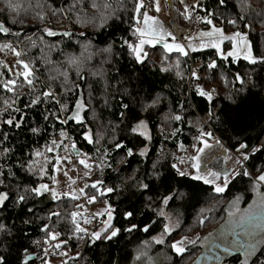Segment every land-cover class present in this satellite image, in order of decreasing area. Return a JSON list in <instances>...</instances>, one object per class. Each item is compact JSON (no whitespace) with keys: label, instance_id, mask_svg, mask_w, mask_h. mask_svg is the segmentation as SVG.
<instances>
[{"label":"trees","instance_id":"obj_1","mask_svg":"<svg viewBox=\"0 0 264 264\" xmlns=\"http://www.w3.org/2000/svg\"><path fill=\"white\" fill-rule=\"evenodd\" d=\"M12 2L19 4L20 7L17 12L10 14L4 9V0H0V9H4L0 11V22L9 28L11 33L19 32L20 36L0 34V41H13L28 37V34L33 35V41L26 42L23 49L28 51V58L34 61L38 70L37 76L44 85L48 83L49 69L59 67V62L65 60L66 54H79L82 50L81 45L90 43V50L93 51L111 47L108 63L102 65L104 57L97 54L92 57L90 63L86 64L82 72L84 80H80L74 71L69 73L70 81L80 84L81 88L76 89L74 93H68L62 99L68 102L70 108L74 107V97L84 99L86 108L81 115L84 118L83 127L75 121L67 124H61L54 118L45 121L44 115L60 112L59 104L49 101L38 107H26L32 96L27 87L19 89L17 93L19 99L16 100L14 107L18 108L19 112L11 110L0 112L3 119H7L9 114L17 118L21 114L24 115L22 127L19 129L0 124V141L3 142L0 144V149L6 146L11 150L6 158H0V167H3L6 173L7 168L11 166L15 172L13 199L26 186L31 187L34 183L44 182L52 185V180L49 178L51 165L57 155L64 151L66 142L68 145L75 143L76 149L86 154L90 161L92 173L88 180L102 181V184L97 185L101 190L113 188L111 193L104 192L102 195L91 185L86 187L85 191L87 195L95 193L99 202L106 203L108 208L112 209L111 223L120 231L111 240L93 241L89 239L90 234L82 239V234L74 230L71 216L72 212L78 210L77 201L70 196L61 195L58 200H52L49 194L39 198L30 196L19 207L14 206L12 200H9L3 211H0V222L6 224L11 234H0V254H9L11 264H21L22 261L24 264H43L47 255L45 248L65 249L76 256L64 264H76V262L79 264H197L199 257V264L202 261L205 262L204 264H240L244 259L242 253L235 249L229 252L223 251L227 236L220 232V226L226 220L230 203L236 202L242 207L246 206L255 197L258 189L263 191V186H258L254 191L249 178L237 176L230 180L223 193H215L211 185H205L202 181L176 176L171 164L177 163L180 150L192 149L195 142L193 137L198 134L197 129L190 123L193 116L202 119L204 122L202 128L212 131L230 151H235L233 145L237 140L246 143L249 152L253 147H260L261 142H264V92L257 94L259 89L252 88L248 83L249 76L258 83L264 82V62L260 60L264 57V0H225L223 7L219 5L218 0H202L197 3L198 7L193 11V15L204 17L208 13H213L215 25L223 30L233 26L227 24L228 19L237 20V24L233 27H238L240 32L246 34L252 54L257 57V63L249 64L243 58L235 62H232L231 57L222 59L211 48L189 51L193 66L205 74L202 83L207 87L216 86L217 94L209 102L197 96L198 81L189 79L191 63L188 56H181L175 51L165 53L160 45L145 46L144 50L148 56L143 64L137 65L129 56L126 46L122 47L125 39L129 41L134 39L130 35L134 0H121L124 5L119 13L121 18L110 21L108 27L100 30H97L90 19L77 20V16L86 15L83 12L56 11L66 9L72 0H12ZM111 2L115 6L116 0ZM38 13L43 14V20L38 18ZM10 16H16L17 23H11ZM46 24H51L47 28L55 33L54 36L49 37L43 32ZM65 32L71 34V39L62 35ZM49 45H58V47L50 51ZM227 47L228 43L225 42L223 48ZM41 57H46L53 63L46 65ZM213 60L216 61L217 66L209 69L208 64ZM161 67L168 70L161 72ZM101 68L105 73L104 80L91 75L92 71ZM9 72L10 69L0 67V75L11 78ZM177 72L180 75H177ZM52 74L55 75V72ZM237 74L245 81L243 92H237V89L242 87L235 80ZM62 79L63 77L57 78L54 90H59V81ZM40 87L41 85L38 84L37 88ZM124 89H128L131 95L126 94ZM89 93H91L90 100ZM229 95L234 97L235 103L227 98ZM156 97H159V102L153 108L147 113L141 111L142 103H151ZM12 98H14L13 94L0 89V110L4 109V100ZM122 102L129 105L128 118L147 117L150 141L147 142L142 137L133 135L121 122ZM209 111L214 114L212 120H209ZM93 113L95 119L92 118ZM177 113L182 116V122L167 119L169 115ZM234 113L237 115L233 116ZM70 114L71 112L68 113ZM215 116H220L221 120H215ZM65 118L66 116H61V119ZM32 127L40 129V132L33 134L30 131ZM173 128L180 129L175 136L171 135ZM61 131L67 133V138L63 141L59 135ZM85 131L89 132L93 140L99 138V144L85 141L82 137ZM4 133L8 134L7 140H4ZM52 139L60 142L61 146L47 153L50 157L46 165L49 173L45 175L43 181L39 175L33 176L20 171L18 161L21 159L27 161L30 158L28 153L34 150L43 152L44 146ZM116 142L122 143L120 149L114 147ZM145 146L147 152L141 157L139 151ZM129 148L133 151L131 157L127 156ZM158 154V168L171 173V176L164 181L170 183L171 187L165 188L160 181L155 178L150 180L146 175V172L152 170V164L157 161ZM38 159L40 162L44 161L43 156ZM246 167L253 176L257 174V170H264V150L250 155ZM141 181L150 185L148 190H141L138 187ZM17 184L20 186L19 189L16 187ZM175 193H183V195L171 200L165 207L179 219L178 227L164 239V243L157 244L152 238L162 231L164 225V218L158 215L162 197ZM29 208L32 212L27 211ZM52 212H58L59 216L49 218ZM126 212H131L133 215L125 219ZM25 220L29 223H24ZM201 220H203L202 224ZM44 224H49L51 230L60 233L57 239L50 241L48 245L43 243L47 231H41ZM133 224L137 227L130 232L125 231ZM146 225L148 230L144 231ZM239 231V229L233 231V240L245 239L236 234ZM196 232L199 239L187 245L183 254L178 256L172 251L170 246L175 239ZM83 235L86 236V233ZM262 235L264 232H258L256 240L259 241ZM233 240L231 239V243ZM57 243H60V248L54 247ZM262 248L264 244L257 243V255L250 259V264L252 260L259 264V261L264 259Z\"/></svg>","mask_w":264,"mask_h":264},{"label":"snow or ice","instance_id":"obj_2","mask_svg":"<svg viewBox=\"0 0 264 264\" xmlns=\"http://www.w3.org/2000/svg\"><path fill=\"white\" fill-rule=\"evenodd\" d=\"M218 2L221 7L225 5V0H218ZM180 3L183 4L184 0H180ZM19 7V4L13 3L12 0H4V9H7L10 14L17 12ZM123 7L124 5L121 0H116L115 6H113L111 0H72V3L68 5L66 9H58L56 11L61 13L65 11L69 13L83 12L86 15L84 17L77 16V20L80 21L83 19H90L94 22V26L97 28V30H100L108 27L110 21L120 19L121 17L119 16V13ZM149 7H154L157 13L161 10L157 3V0H151ZM197 7L198 4L191 5V8L193 10H195ZM4 9H0V11H4ZM53 14L55 15L56 13L54 12ZM183 14L185 16V19L189 18L190 10L187 5L184 8ZM37 15L40 20L44 19L43 14L38 13ZM130 19V35L134 39L131 41L125 39L123 41L122 47L126 46L129 56L134 60L137 65L143 64L145 62L146 57L148 56V53L144 50L145 45L152 46L161 43L165 53H171L175 51L178 52L181 56L188 55V52L185 50V46L176 42L175 36H173L172 33L166 31L161 21H159L156 16L150 15L149 11L145 9V0H134V8L132 9V15ZM196 19L198 21H202L203 23L209 26V29L207 31H201L198 34L197 38L200 40V48H214L218 57H221L222 59H227L228 57H231L232 62H235L237 59L242 57L249 64L257 63V57L253 56L252 54V50L248 44L246 34L240 31H236L233 32L230 36L225 35L224 30L221 27H217L215 25L213 20V13H208V15L204 17L197 16ZM10 22L17 23V17L10 16ZM227 24L235 26L237 24V20L228 19ZM245 27H250V25H245ZM43 32L49 37L55 35V33L47 27L43 29ZM0 34H3L5 36H8L10 34L15 35L16 37L20 36L19 32L11 33V30L6 27L3 22H0ZM62 35L64 37H67L68 39H71V34L68 32L63 33ZM81 35H83V33H81ZM167 37H171L172 41L169 42L167 40ZM26 39H30V37H26ZM185 39L191 40L192 37H185ZM225 40H229L232 43L231 49L226 53L221 49V44ZM33 46H35L34 43ZM56 47H58V45H49V50H55ZM187 47L192 51L196 50V48L191 43H189ZM81 48L82 50L79 54H66L65 60L59 62V67L49 69L48 83L44 85L43 82L39 80V77L37 76L38 70L35 66L34 61L28 58V51L26 49L21 48L19 44H17L16 46H13L12 43H4L0 45V52L8 50V52H10L11 55L15 58L14 63L11 65L7 64L3 60H0V67L9 68V77H11L8 78L3 75H0V89H2L6 93L13 94L14 97L11 100H4V109L0 110V112H7L8 110H11L12 112H19V109L14 107V105L16 104V100L19 99V96L17 95V90L27 87L28 91L32 93V96L30 97L26 107H38L39 105L49 101L59 104L60 112H53L49 113L48 115H44L43 119L45 121L49 120L50 118H54L61 124H67L70 121H75L77 124L83 127L84 118L81 116V112L85 110L86 103L83 102L80 97H74V107L70 108L68 102L63 101L62 99V97L67 95L68 93H74L76 89L81 88L80 84L70 81L69 73L71 71H74L76 76L80 80H84L85 77L82 75V72L86 64L90 63L92 57L97 54L104 57V59L102 60V65L104 63H108V54L111 53V47L108 46L102 49H95L93 51L90 50L91 44L88 43L81 45ZM41 59L45 62L46 65H51L53 63V61L47 59L46 57H41ZM260 60L261 62H264V57L260 58ZM216 66L217 64L215 60L211 61L208 64L209 69L215 68ZM177 67H179L178 64ZM12 69L15 70L14 75L11 72ZM167 70L168 69H166L165 67L160 68L161 72H165ZM53 72H55V75L52 74ZM91 75L100 80L105 79V73L102 68L97 69L96 71H92ZM177 75H180V73L177 72ZM58 77H63V79L59 81V90H54V84L57 81ZM192 77L197 78V73L195 71L192 72ZM235 80L242 85L240 89H237V92L245 91V81L239 74L235 76ZM248 83L251 85L252 88L259 89V92L257 94H260V92H264V82L258 83L253 80L251 76H249ZM38 84L41 85L39 89L37 88ZM124 91L126 94L131 95L128 89H124ZM196 92L198 96L204 97L209 101L212 100L213 92H206L199 86L196 87ZM227 98L233 103L236 102L232 95H229ZM90 99L91 93H89V100ZM158 102L159 97H156L152 99L151 103H142L141 111L147 113ZM120 107L121 109H123L120 112V118L121 122L125 124V127L127 129H130V132L133 135L143 137L144 140L150 141L151 134L147 117L138 118L133 116L131 118H128L127 112L129 111V105L127 103L122 102ZM69 112H71L70 115H68ZM236 115L237 114L235 113L233 114V116ZM61 116H66V118L61 119ZM213 116L214 114L209 111V120H212ZM92 118L95 119L94 113ZM167 119L174 120L176 122H182V116L178 113L174 115H169ZM215 120L220 121L221 117L215 116ZM23 121V114H21L19 118L12 116L11 114H9L7 119H3L2 116H0V124L8 125L10 128H21ZM30 131L33 134H38L40 132V129L32 127ZM179 131L180 129L173 128L171 135L175 136ZM241 131H243V129H241ZM197 133L198 134L193 137L195 142L192 145V149L195 155L189 157L187 161L190 164V170L185 171L178 167L177 163H172L171 169L174 170L176 176L180 178H188L192 181H202L205 185H213V190L215 193H223L228 187L230 180L235 179L237 176L249 178L252 181V187L254 191L257 190L258 186L264 185V170H257V174L253 176V174L246 167V162L249 161L250 155L264 150V142H261L260 147H253L251 149V152H249L248 145L244 142H241L240 140H237L236 144L233 145L236 153V158L233 159L227 154L229 149L224 146V144L219 138L214 136L212 131L204 130L201 127H197ZM59 135L61 141L67 138V133L65 131H61ZM82 137L85 141L90 144H99L100 142L99 138L93 140L91 135L87 131L82 133ZM7 139L8 134L4 133V140ZM113 139L115 138L113 137ZM209 140H211L212 143H209ZM2 143L3 142L0 141V144ZM60 146V142H58L56 139H52L44 146L45 150L43 152L39 150H34L28 153V156L30 158L27 161L23 159L19 160L18 168L20 169V171L26 172L29 175H39L41 181H43L45 175H48L49 173V169L46 167V165L48 164L50 157L47 155V153L53 152ZM64 147L65 149H67L68 146L64 145ZM114 147L116 149H120L122 147V143L116 142ZM213 147L220 149L224 153L225 160H232V163L235 165V167L232 169L231 175L226 172L221 173L218 171H213L208 168L207 164L203 165V169L201 168L203 161L208 159V157L204 155L206 153V150L212 149ZM71 149L72 155H75L78 158L77 163L83 165L84 169L90 171L91 168L87 162L86 154L79 152L76 149L75 143H72ZM10 151L11 150L8 147L4 146L2 149H0V158H6L10 154ZM97 151H99V149H97ZM146 152L147 146H145V148L140 149L139 155L143 157ZM105 155H107V152H105ZM132 155V149H127V156L131 157ZM41 156L44 157L43 162H40V160L38 159ZM62 160H68V163L72 164L70 156L57 155V157L55 158V162L51 165V175L49 178L52 180V185H49L44 182L34 183L31 185V187L26 186L22 192L15 195L14 199L12 188L13 184L15 183V172L13 171V168L11 166L7 168L6 173L3 167H0V211H3L4 207H6L7 202L9 200H12L14 206L19 207L24 204L30 196L39 198L45 194H49L52 200H58L60 199L61 195H71V198L73 200L78 199L76 193H58L56 188L54 187V185L57 183L55 173L59 170L58 166L61 164ZM180 163H185V161L181 159ZM158 164L159 154L157 161L153 162L152 164V170L150 172H146V175L150 180L152 178H155V180L160 181L165 188L171 187L170 183H164V181H166L168 177L171 176V173L161 171L160 168H158ZM72 167L74 168L75 165L72 164ZM97 167H100V165H97ZM64 175L67 176L68 173L65 172ZM84 175L87 176L88 171H85ZM221 176H223V180L221 183L217 184L216 181L220 180ZM172 178L175 179V177ZM71 182L75 183V181ZM102 183V181H96L91 185V187L93 189H96V191L99 192L101 195L104 192L111 193L113 191V188L111 187L104 188L103 190L97 188V185ZM16 187L17 189H19V184H17ZM85 187H88V185H85ZM138 187L141 190H148L150 185L141 181L139 182ZM79 193L80 195H85L89 203H92L96 200V196H87L84 191V188L79 189ZM182 195L183 193L165 195L162 197V204L167 205L171 200H174L178 198V196ZM76 207H80V205H76ZM27 211L32 212V209L29 208ZM106 211L108 219L103 222V227L100 230H94L91 232L89 239L93 241L99 239L111 240L113 237H116L118 235V232L120 230L117 229L111 223L113 218L112 209L108 208L106 209ZM158 214L160 216L165 217L166 219H169L163 209H161ZM124 215L125 219H128L133 214L131 212H126ZM52 216L58 217L59 213L52 212L49 214V218H51ZM71 216L73 218L72 223L75 226V232L86 233L87 229L82 228L76 220L77 213L72 212ZM228 216L229 220L227 222V226L233 231L239 229L240 231L236 234L244 237L245 239L243 241L233 240L231 245L223 246V251L229 252L235 249L242 253L244 257V259L240 261V264H250V259L257 255V243L264 244V235L260 237L259 241L256 240L258 232H264V194H260L253 204H250L247 208L243 210L237 209L235 212L229 211ZM24 223L27 224L29 223V221L25 220ZM200 223L202 224L203 220H201ZM136 227L137 226L133 224L131 225V227L126 228L125 231L130 232ZM143 230L147 231L148 226L146 225ZM41 231H46V238L43 241V243L46 245L50 244V241L56 240L57 237L60 235L59 232L51 230V226L49 224H44L41 228ZM171 231V224L164 223L163 234H169ZM5 233H7L8 235L11 234L6 224L0 222V234ZM153 239L157 244L164 243V240L162 238L154 237ZM197 239H199V237H197ZM194 242L195 241L187 237H182L180 240L174 241L170 247L172 251L179 256L186 251L185 244H190ZM54 247L60 248V243L55 244ZM217 247H219V245H217ZM44 251L47 253L48 249L45 248ZM261 251H264V248H262ZM61 254L66 255V253ZM0 264H11L10 255L0 254ZM21 264H24V262L22 261ZM43 264H48V262L43 261ZM251 264H256V261L252 260ZM259 264H264V259H261L259 261Z\"/></svg>","mask_w":264,"mask_h":264},{"label":"rangeland","instance_id":"obj_3","mask_svg":"<svg viewBox=\"0 0 264 264\" xmlns=\"http://www.w3.org/2000/svg\"><path fill=\"white\" fill-rule=\"evenodd\" d=\"M199 1H202V0H184V3L181 4L180 3V0H177V6H178V9L182 10L183 13H184V8L187 5L189 7V10H190V15H193V11L194 10H192L191 5L197 4ZM157 3H158V5H159V7L161 9L160 12L157 13L155 11V8L154 7H152L151 10H150L149 8H147L145 6V9L149 11V14L150 15L156 16L157 19L160 21L161 16L164 17V12H165V7L164 6H165V2H164V0H157ZM141 19H142V16H141ZM50 26H51V24H46V25H44L43 28L50 27ZM206 26H208V25L203 24L202 22L198 23V25L194 27L196 29V33H197L195 38H192L191 40H188V39H185V37H183L182 38L183 44L181 42L177 41V40H176V42H178V43L182 44L183 46H185V50L186 51L187 50L188 51H192L191 49H189L187 47L189 45V43H191L196 48L195 51H200V50L208 49V48H200L199 47L200 40L197 38L198 37V34L201 31H207L209 29V27H206ZM236 31H240L238 29V27L229 26V27L226 28V30H224V34L230 36L233 32H236ZM26 37L23 38V39L17 38L18 40H13V41L12 40H2V41H0V45H2L4 43H12L13 46H16L17 44H19L20 47L23 48V45L26 42L33 41V35H29L28 34V37H30V39H26ZM167 40L169 42L172 41V40H169L168 38H167ZM225 42L228 43V47L224 49L223 48V44ZM156 45L162 46L161 43H158V44H155V45H152V46H156ZM145 46H149V45H145ZM231 47H232V43L229 40H225L221 44V49L225 53L227 51H229L231 49ZM211 49H214V48H211ZM0 60H3L7 64L11 65V64L14 63L15 58L11 55L10 52H8V50H5L4 52H0ZM4 69H9V68H4ZM11 71H12V73L14 75V71L15 70L12 69ZM212 87H214L216 89V86L213 85ZM18 92H19V89L17 90V93ZM216 94H217V92H216ZM81 99L84 102V99L82 97H81ZM81 115H82V112H81ZM190 123L196 129H197V127H201L202 128L203 125H204L203 120L200 119L197 116H193L190 119ZM215 137H217V136H215ZM146 141L148 142V140H146ZM208 142L209 143H212L211 140H209ZM65 145H66V143H65ZM69 150L72 152L71 145H69ZM227 154L229 156H231L233 159L236 158L235 151H230L229 150ZM192 155H195L193 149H190V150L182 149V150H180V154H179V157H178V160H177V166L180 167L181 169L185 170V171L190 170V164L189 163H188V167L185 168L184 167V163H180V161H181V159H183L185 162H187L188 161V158L191 157ZM204 155H206L208 157V159H206V160L203 161V164L201 165V168L202 169H203V165L204 164H207L208 168H210L213 171H218V172H221V173H225L226 172L229 175H231L232 169L235 167V165L232 163V160H225L224 159V153L220 149L213 147L212 149L206 150V153ZM59 156H67V151H66L65 147H64V151L62 150V153L61 152L59 153ZM81 158H83V157H81ZM76 159L78 160L77 157H76ZM87 162L90 165V161H89L88 158H87ZM58 167H59V170L55 173V177H56L57 183L54 185V187L56 188L57 192L58 193H64V192L69 193L68 189L66 188V185H67V187H71L72 186V188L78 189V191L76 193V195L78 196V199H76V201H77V205H80V207H77L78 210L75 211L77 213V217H76L77 222L79 223V225L82 228H85L84 227V222L85 221H88V216H91L92 217V214H94L98 218V223L100 222L96 230H100L103 227V222L108 219V215H107V211H106V209H108V206L104 202H99L98 199H97V196H96V200L94 202L89 203L88 200H87V198H86V196L85 195H80V193H79V189L84 188V191H85V188H86L85 185H88L89 186V185H92L94 183L93 181L88 180V178L90 177L92 171L91 170L89 171V170L84 169L83 165H81L80 166L81 167V171H80V173L78 175L79 180H77L76 183H72L71 181H75L74 180L75 179L74 178L75 177V174L73 173L74 170L68 166V161L67 160H62L61 161V164ZM85 171H88V175L87 176L84 175V172ZM65 172L68 173L67 176L64 175ZM222 180H223V176H221L220 180H217L216 183L219 184V183L222 182ZM211 186L213 187V185H211ZM262 186L264 188V185H262ZM85 193H86V191H85ZM255 194H256L255 197L246 206H243L242 207V206L239 205V203H236V202L235 203H230L228 205V212L229 211L235 212L237 209L243 210V209L247 208L250 204H253L256 201V199L258 198V196L260 194H264V189H263V191L258 189V191H256ZM69 196L71 197V195H69ZM87 196H95V193L89 194ZM161 209H163V211L167 214V217L169 219H166L163 216H161V217L164 218V223H170L171 224L172 231L169 234H163V229H162V231L159 232V234L158 235H155L154 237H156V238H162L164 240L167 236L171 235L173 233V231L176 230V228L178 227V224H179V219L176 218L174 214H172L169 211H167L164 204L161 205V207L158 210V213L160 212ZM228 220H229V216L227 215L226 216V220L220 226V232L222 234H224V235L227 236V240L224 241L226 245H228V243H231V239L233 240V238H232L233 230H231L227 226ZM92 231H94V230H92ZM91 232H90V234H91ZM80 235H81L82 239L87 238V235L84 236L83 233H80ZM185 237H187V238L195 241L197 239V237H198V233L196 232V233L190 234V235L185 236ZM153 238H152V240L155 242V240ZM180 239H175L174 241L180 240ZM187 245H189V244H185V247ZM53 249L54 248L48 249V251L46 253L47 254L46 255V261L48 262V264H64L65 262L69 261L71 258H75L76 257V256L71 255L65 249H61V250H59V249L57 250L56 249L57 251H53ZM61 253H66V255H62ZM204 263L205 262L202 261L201 264H204ZM76 264H79V262H76Z\"/></svg>","mask_w":264,"mask_h":264},{"label":"built area","instance_id":"obj_4","mask_svg":"<svg viewBox=\"0 0 264 264\" xmlns=\"http://www.w3.org/2000/svg\"><path fill=\"white\" fill-rule=\"evenodd\" d=\"M165 2V16L162 19L166 28L168 29V31L170 33H172L173 36H175L176 40L181 42L183 44L182 38L183 37H192L195 38L196 37V29L194 28L195 26L198 25V20L196 19V15H191L189 16L188 19H185V16L183 14V11L178 9L177 6V0L175 2H173L172 4L168 3L167 0H164ZM151 3V0H145V6L147 8H149L151 10L152 7H149V4ZM188 52V58H190V53ZM190 63H191V67H190V72H189V79H194L197 80L198 83L196 84V87L199 86L201 89H203L206 92H213V97L216 96V89L214 87H207L205 86L202 81L205 79V74L200 72L199 70H197V68H195L192 64L191 58H190ZM195 71L197 73V78H193L192 77V72ZM197 94V92H196ZM198 96V95H197ZM201 97V96H198ZM203 99H205L206 101L209 102V100H207L204 97H201ZM66 145L68 146L66 151H67V156L71 157V161L72 164L75 165V167H72V164L68 163V166L70 168H72L74 170V174H75V183L77 180H79V173L81 171V167L80 165L77 163V159L75 155H72V152L69 150V145L68 142H66ZM68 161V160H67ZM184 167L187 168L188 167V162L184 163ZM187 170V169H186ZM69 193H77L78 189H74L71 187H67ZM92 220V221H91ZM98 225V218L92 214L91 216H88V221L84 222V227L87 229L86 235H89L90 232L94 229L97 228ZM53 251H57L56 249H53Z\"/></svg>","mask_w":264,"mask_h":264},{"label":"crops","instance_id":"obj_5","mask_svg":"<svg viewBox=\"0 0 264 264\" xmlns=\"http://www.w3.org/2000/svg\"><path fill=\"white\" fill-rule=\"evenodd\" d=\"M165 7V6H164ZM165 11H166V9H165ZM164 16H165V12H164ZM160 18V17H159ZM164 17L163 16H161V18H160V21H161V23L164 25V27H165V29H166V31H168V29L166 28V26H165V24H164V22H163V19ZM169 32V31H168ZM169 40H172V38L171 37H167Z\"/></svg>","mask_w":264,"mask_h":264},{"label":"bare ground","instance_id":"obj_6","mask_svg":"<svg viewBox=\"0 0 264 264\" xmlns=\"http://www.w3.org/2000/svg\"><path fill=\"white\" fill-rule=\"evenodd\" d=\"M168 3L172 4L173 2H175L176 0H167ZM194 62V61H193Z\"/></svg>","mask_w":264,"mask_h":264},{"label":"water","instance_id":"obj_7","mask_svg":"<svg viewBox=\"0 0 264 264\" xmlns=\"http://www.w3.org/2000/svg\"><path fill=\"white\" fill-rule=\"evenodd\" d=\"M199 261H200V257L198 258L197 264L199 263Z\"/></svg>","mask_w":264,"mask_h":264}]
</instances>
